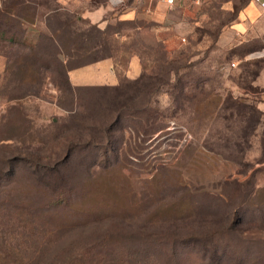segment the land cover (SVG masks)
I'll return each instance as SVG.
<instances>
[{"label": "rangeland", "instance_id": "374dc122", "mask_svg": "<svg viewBox=\"0 0 264 264\" xmlns=\"http://www.w3.org/2000/svg\"><path fill=\"white\" fill-rule=\"evenodd\" d=\"M224 1L164 6L165 45L153 0H0V264H264V45Z\"/></svg>", "mask_w": 264, "mask_h": 264}, {"label": "crops", "instance_id": "0c3cea01", "mask_svg": "<svg viewBox=\"0 0 264 264\" xmlns=\"http://www.w3.org/2000/svg\"><path fill=\"white\" fill-rule=\"evenodd\" d=\"M176 2V0H173ZM224 7L228 8L230 12L235 13V18L229 23L231 30L237 35L245 37V42L249 43L248 46H254V40L260 39L262 45H264V4L257 0H225ZM151 4L149 12L151 13L148 26H142L136 24L132 29L133 32L139 33L143 29H149L153 33V39L150 42L169 44L170 38H168L167 29L162 25L163 15L159 14V11H163L164 6H168L164 2H154ZM170 5L169 7H172ZM128 7H124L119 17V20L126 19L132 20L131 17H124L128 14ZM99 9L86 10L83 17L90 23L97 25L100 29H103L107 24L104 13ZM148 12V13H149ZM136 18V15H135ZM134 20V19H133ZM128 37V36H127ZM121 36V39L127 38ZM256 42V41H255ZM251 44V45H250ZM143 67V57L138 53H132L125 66H120L119 60L115 56H107L99 58L97 60H91L85 64L78 66H71L68 69V80L72 87H92L101 85H111L118 81L123 75L131 76L134 72V68L141 70Z\"/></svg>", "mask_w": 264, "mask_h": 264}, {"label": "built area", "instance_id": "2783aa9c", "mask_svg": "<svg viewBox=\"0 0 264 264\" xmlns=\"http://www.w3.org/2000/svg\"><path fill=\"white\" fill-rule=\"evenodd\" d=\"M114 4H116V5H118V4H120L121 2H122V0H111ZM153 1H161V2H165V3H167L169 6L170 5H173V0H153ZM257 1H259V2H261V3H263L264 4V0H257ZM236 66V63L235 62H231L230 63V67H235Z\"/></svg>", "mask_w": 264, "mask_h": 264}, {"label": "trees", "instance_id": "16d2710c", "mask_svg": "<svg viewBox=\"0 0 264 264\" xmlns=\"http://www.w3.org/2000/svg\"><path fill=\"white\" fill-rule=\"evenodd\" d=\"M87 21V20H86ZM87 23L89 24V25H93L92 27L94 28V26L96 27V28H98V29H100L99 27H97V25H95V24H90L89 23V21H87ZM100 30H102V29H100ZM158 44H160V43H158ZM82 64H85V63H82ZM82 64H78V65H82ZM78 65H76V66H78ZM68 82H69V80H68ZM70 84V83H69ZM101 86H105V85H101ZM101 86H92V87H101ZM70 87H71V89H73L74 91H75V89H78V88H84V87H72L71 85H70ZM2 139H6V138H2Z\"/></svg>", "mask_w": 264, "mask_h": 264}]
</instances>
